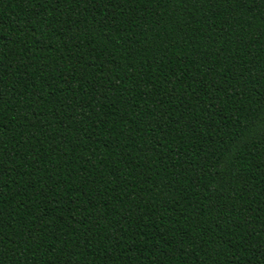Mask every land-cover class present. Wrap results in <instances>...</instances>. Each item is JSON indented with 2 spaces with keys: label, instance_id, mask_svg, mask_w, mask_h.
<instances>
[{
  "label": "trees",
  "instance_id": "trees-1",
  "mask_svg": "<svg viewBox=\"0 0 264 264\" xmlns=\"http://www.w3.org/2000/svg\"><path fill=\"white\" fill-rule=\"evenodd\" d=\"M0 264H264V0H0Z\"/></svg>",
  "mask_w": 264,
  "mask_h": 264
}]
</instances>
